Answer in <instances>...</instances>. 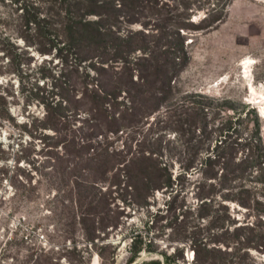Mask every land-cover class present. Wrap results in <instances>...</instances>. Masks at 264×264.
Segmentation results:
<instances>
[{
	"label": "rangeland",
	"instance_id": "374dc122",
	"mask_svg": "<svg viewBox=\"0 0 264 264\" xmlns=\"http://www.w3.org/2000/svg\"><path fill=\"white\" fill-rule=\"evenodd\" d=\"M202 15L200 11L192 17L197 21ZM131 27L138 29L141 25ZM184 45L187 62L173 77L171 92L160 109L148 119L141 118L137 126L119 132L118 137L108 138L110 148L131 146L134 150L138 142L148 144L159 133L148 130L150 126L156 128L157 120H164L167 126L165 139H170L169 148L175 154L170 168L172 185L180 192L156 189L147 198L149 204L140 205L123 189L124 171L120 185H110L108 180L91 186L85 162L64 153L62 142H78L84 130L76 131L75 136L65 131L64 138L55 135L52 127H36L45 111L37 99L26 104L29 94L36 89L47 94L54 86V90L62 87V94H55L56 100L71 102L67 114L72 113L71 106L76 104L73 95H80L82 81L87 79L85 72L93 75L94 70L88 61L78 63L72 54L58 55L55 50L40 54L24 45L20 36V0H0V66H8L11 56L20 60V48H27L33 56L30 64L22 63L23 74L29 75H23L21 82L20 75L0 69V93L6 97L0 101V264H110L113 258L115 264H125L134 248L139 251L131 264L150 259L163 262V253L173 258L172 264H199L193 260L190 242L183 237L182 210L178 206L197 203L194 192L201 174L179 176L177 158L197 149L204 151L205 145L197 144L185 119L193 100H208L213 105L226 102L228 106L221 107L220 116L234 111L248 113L251 124L258 119L264 144V0H230L222 22L190 30ZM78 108L79 114H69L72 128L82 127L81 119L87 116L85 104ZM177 120H181L182 127L175 132L169 128ZM160 124L163 126V122ZM214 143V139L210 141L211 146ZM114 171L116 168L106 176ZM91 199L96 206V220L104 226L96 232L97 248L90 247L82 228V221L90 223L81 211ZM226 202L240 209L234 215L238 223L243 222L245 208ZM224 248L221 244V251ZM226 251L234 250L228 247ZM240 253L244 263L264 264V244ZM211 255L229 257L215 251ZM208 264L223 263L209 260Z\"/></svg>",
	"mask_w": 264,
	"mask_h": 264
},
{
	"label": "trees",
	"instance_id": "16d2710c",
	"mask_svg": "<svg viewBox=\"0 0 264 264\" xmlns=\"http://www.w3.org/2000/svg\"><path fill=\"white\" fill-rule=\"evenodd\" d=\"M229 2L20 0V36L24 45L40 54H50L53 50L58 55L72 54L78 63L88 61V66L94 70L93 75L85 72L87 79L82 81L80 95L77 98L73 95L76 104L71 106L70 116L79 114L78 107L82 104L87 113L81 119L83 125L80 128H72L70 124L67 107L71 102L56 100L55 94L61 95L62 87L54 90L57 87L54 86L47 94L36 89L25 99L26 104L33 99L43 103L45 112L36 124L37 128L52 127L55 135H64V138L66 132L75 136L76 131L84 130V136L78 142L72 144L65 139L62 148L65 154H73L85 162L89 185L108 180L110 185H120L123 181L121 171H124L123 189L131 193V200L136 204L147 206V198L153 196L156 189L180 192L172 185L170 168L175 154L169 148L170 139H165L167 126H164V120H157L155 129L148 128L159 132L153 140L148 144L138 142L134 150L131 146L123 147L125 150L110 148L108 138L118 137L119 132L137 126L141 118L148 119L160 109L171 92L173 77L187 62L185 35L190 30L205 29L222 22ZM200 11L202 17L194 20L192 16ZM135 23L141 27L133 29L131 25ZM32 57L27 48H20V60L11 56L9 65L0 66V69L4 67L20 75L21 82L23 75H29L23 74L22 63L30 64ZM5 99L0 93V101ZM192 103L185 121L197 144L205 145V148L177 158L180 159L179 176L192 172L201 174L194 192L197 203L178 206L182 210L183 237L190 242L196 263L208 264L209 260H214L223 264L233 261L247 264L240 252L264 244V144L258 119L251 124L248 113L234 111L221 117L220 110L228 106L224 104L226 102L213 105L208 100H193ZM2 111L0 108V115ZM161 122L163 126H160ZM180 123L181 120H177L169 129L178 132L182 127ZM213 139L215 143L211 146ZM115 168L111 176H106ZM127 186H130L129 191ZM228 200L245 208L243 222L238 223L234 215V211L240 209L230 207ZM93 203L91 199L88 207L81 211L90 221L88 224L82 221V228L90 247L97 248L96 232L104 226L96 220ZM221 244L224 251H221ZM228 247L234 251L228 253ZM138 251L136 248L131 250L125 264H131ZM213 251L229 257L213 256ZM98 255L103 259L99 249ZM163 258V262L150 259L138 264H172L170 255L163 253ZM110 264H115L114 258Z\"/></svg>",
	"mask_w": 264,
	"mask_h": 264
},
{
	"label": "built area",
	"instance_id": "2783aa9c",
	"mask_svg": "<svg viewBox=\"0 0 264 264\" xmlns=\"http://www.w3.org/2000/svg\"><path fill=\"white\" fill-rule=\"evenodd\" d=\"M190 260H192V258H189Z\"/></svg>",
	"mask_w": 264,
	"mask_h": 264
}]
</instances>
